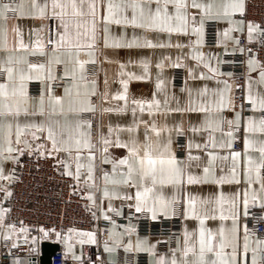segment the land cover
<instances>
[{
    "label": "crops",
    "instance_id": "1",
    "mask_svg": "<svg viewBox=\"0 0 264 264\" xmlns=\"http://www.w3.org/2000/svg\"><path fill=\"white\" fill-rule=\"evenodd\" d=\"M5 3H11L12 6H16L18 2L25 5L24 13L17 12L16 14L9 13V18L7 22L0 19V28L7 29L8 36V48L9 53L0 51V60H3L6 55L13 54L16 56H25L32 63H44L48 64V60L52 56L60 57L63 60H67L63 50H58L55 53L52 52L54 45H48V40H57V33L60 31L58 25L59 21L52 19H41L34 18L30 14V8L28 7L27 0H3ZM198 2H206V0H198ZM50 3V0H49ZM245 8V0H243ZM171 10V9H170ZM189 23H188V34H172L171 37L167 33L144 31L141 29H135L132 27H125L122 25L110 24L108 25L107 39L109 45L120 44L122 46L128 43H134L133 47H126L129 51L125 58L119 59L116 65H101V59H99V45L104 44L105 34L100 31L97 35L96 47L94 49V55L89 56L85 52H81L79 59L81 61H89L94 59L95 63L103 68V75L96 79L87 78V91H95L97 99L91 100L98 110L104 103L105 109H111V111H106L105 114L100 119V125L98 132L94 134L92 132V142L96 145L93 150L96 155L95 159V169L93 172V179H87V151L85 150L81 155L80 163L84 164L85 167L80 170V178L76 179V164L75 153L70 156L67 152L52 151L51 141L46 139L47 133L37 132L39 139H33L29 134L25 136L20 144L15 143V136L13 135L12 147L14 149H24L23 153L20 151H14L8 153L6 151L7 145L0 140V168H2V176L8 180L11 176V170L14 165H16L21 159H23L26 154L33 147L32 145H43L39 150L44 153H49L55 155L62 163L63 170L66 173L71 172L72 175L66 174L73 182L76 188L80 189L89 204V206L94 210L96 215L102 217H109L110 215L117 214L120 216L128 215L130 213H135V200L125 199V196H134L136 189L123 187H114L108 185L109 192H115L122 198H116L115 196L105 197L104 189L105 182L103 175L105 172L111 174L113 165L112 163L105 164L102 162L103 156H107L109 160L116 161L124 158L128 155L126 148L109 146L108 153H102V144L100 143V137L103 135L108 136V128L113 129H127L133 127L134 132L128 133L127 131H121L114 133L113 136L108 137L109 139L115 140L116 136H119L121 142H128L130 138L137 139L140 143L145 141V122L148 125L155 124L158 129H163L159 138H157L151 131L148 132L149 137L156 141L159 140L161 146L166 144L171 139L170 151L180 162V166L184 170V183L180 186H166L164 188V195L167 199L171 200L173 197L176 199V205H181L182 215L184 217L181 235L176 239L172 249L177 247V242H182L184 238L185 231L189 233L198 234L200 229L199 220L192 217L189 211L188 218H185V212L188 208V202L190 198H195L197 201V207H200V201L208 200L211 203L205 205L207 209L215 208L216 211L213 213L215 219L205 220V229L211 230L213 233L221 227L225 229H230L232 227V220H221L220 213L224 212L225 215H229V209L231 208V201L236 193H241L238 201L237 212V226H238V236L237 241L238 248V258L242 264H252L253 249L257 248L256 241L262 240L259 236L250 234V248L247 253L244 252V229L245 226L249 225V218L252 213L261 215L264 218V193L260 194V199L253 203L251 197H249V205L247 208V215H245V208L243 205V195L245 189L248 188L247 183L244 179V153L245 145L244 141L246 136L253 140L254 144L251 149H249L248 155L251 156L257 162L259 161L260 153L257 149L261 142H264V134H248L245 132V127L247 120L251 117L258 120L261 116H264L259 110L253 111L252 105L248 102L249 88L251 86V91L253 95L257 93L264 95V84H258L259 73L261 69L257 62L252 68L249 67L244 80L243 85V97L247 106L251 109L249 114L244 113L241 110L234 108V98L237 92L236 82L232 75L222 70L223 55L224 53L233 52L232 45L237 42L240 35L249 38V24L239 19L237 16L241 12L237 11L232 13L229 17L220 18H205L203 23V31L201 34H194L192 32L193 26L200 27L201 15L198 9L189 8ZM195 16V25H193L192 17ZM209 21H214L218 25V45L217 46H207L206 45V34L205 26ZM13 29H18L20 36H17ZM227 32V36L225 33ZM257 37L255 27L253 26V31L251 33V39ZM22 39L25 45L30 48H35V42L40 39L45 44V51L48 53L47 56L30 55L29 53L20 50L18 52L11 51L15 48L18 41ZM200 43L197 44V40ZM145 40H151L156 44L171 43L172 47H156L148 48L143 47ZM139 44L141 46H135ZM181 45V47H175V45ZM193 56H202L200 60L193 59ZM90 64L86 63L85 71L83 75L86 76L87 68ZM147 64V71H145L144 65ZM162 65L157 67V65ZM175 64H179L180 67L185 70V79L182 87L175 86L173 82V71ZM121 65L124 67L121 68ZM208 65V66H206ZM62 67L63 72L61 75L57 73V68ZM69 68L70 75L65 77V67ZM52 76L55 79L45 80L44 74L41 73V79H32L27 82V91L30 97L35 98L32 103L35 105L36 101L40 97L41 93L46 90L50 85L53 95L63 96L65 88H73L74 81L70 78L71 76V65L65 64H52ZM209 68L214 69L210 71ZM192 69V74H189V70ZM254 69V70H253ZM102 71V70H101ZM36 74L33 73V76ZM77 80L75 83H80L83 85L85 82L79 80L81 75L79 71L76 73ZM203 75V79L200 76ZM6 76H0V82H4ZM62 79V83L56 84ZM41 83V93L38 96H31L29 93V85L31 82ZM94 81V85L92 83ZM102 81L111 82L112 87L104 90V98L101 99L102 92ZM122 81L124 83H122ZM230 86V91L226 90V84ZM127 88L125 90V86ZM159 84V87L157 85ZM207 88V93L204 96L200 95V92ZM191 90V99L195 107H199L205 101H215L219 97L220 92L224 93L226 99L231 100V103L223 108L221 111H215V106L213 105V116L223 121L222 127L224 131L228 130L227 121H235L237 113L240 115V125L239 129L242 131V147L241 149H235L234 144L236 142V136L234 132V139L232 140V147L229 149L227 147H220L221 143L227 141V137L223 136L220 131L212 132L211 135L215 139L216 146L213 147L209 142V131L203 130L205 114L202 112H189V111H176V109H185L189 105V94L187 90ZM85 89L82 87L81 91ZM183 90V91H182ZM73 91L75 89L73 88ZM117 95H125L126 100H117L113 97ZM133 101H138L143 105V111H141L140 104H134ZM159 102L158 106L156 102ZM151 105V107H149ZM133 108L136 109L135 114H133ZM84 113L81 114V117ZM45 119L43 116H29L25 117L21 115L19 121L21 124L25 123H40ZM15 122H13L14 124ZM197 127L202 130L199 132H192L191 128ZM182 128L183 133L179 134L176 129ZM15 132V127H13V133ZM179 137H183L186 141V148L184 156H179L177 154V141ZM27 139L28 144L25 145L23 142ZM189 144L192 145L189 149ZM208 144L205 148L204 145ZM196 145H200L199 148ZM232 152H240V163L237 167V172L239 174L240 183H229L225 182L223 184L216 183L220 177H231L232 168ZM212 156L216 157L212 163H209ZM5 156L14 157V159H4ZM198 157L199 159L190 160L189 157ZM221 157H227V159H221ZM99 162L102 165L101 172L98 171ZM208 167L209 172L205 174L204 168ZM191 175L198 179H203L207 175V182L199 183H187V177ZM253 188H259L258 184H254ZM4 195L7 193V188H2ZM223 195L225 198L223 205L216 204L215 202L219 197ZM91 196L92 199H88ZM5 198V197H4ZM4 198L0 197V247L5 240H10L12 243H17L20 240L19 235L21 231L13 227H4L3 218L5 215V202ZM109 208L112 210L109 211ZM173 211H169L167 214H161L157 212V217H171ZM151 215V213H149ZM249 232V231H248ZM94 242H92L87 237L88 243L95 245L100 248L103 252V256L106 262L112 264H135L129 261L131 254L136 253H146L149 255V261L147 264H156L157 259L161 256L165 258L171 257V250L169 252H162L161 243L165 240L161 236H141L136 233V225L133 222H128L126 224L112 223L108 236L105 243L100 244L97 235H93ZM86 236L78 233L73 235H66L65 237H56V241L65 242L67 246L68 254L74 258L79 259V250L84 242ZM145 242L142 244L143 248H148L149 246H154L151 251L137 250V242ZM82 242V243H81ZM71 245V249H69ZM131 245V247H129ZM226 251H231L226 249ZM257 264H264V249L257 250L255 252ZM17 262V261H16ZM15 264H18L16 263ZM24 263V261L22 262Z\"/></svg>",
    "mask_w": 264,
    "mask_h": 264
},
{
    "label": "snow or ice",
    "instance_id": "2",
    "mask_svg": "<svg viewBox=\"0 0 264 264\" xmlns=\"http://www.w3.org/2000/svg\"><path fill=\"white\" fill-rule=\"evenodd\" d=\"M30 14L34 18L41 19H56L59 21V29L57 33V40H48V45H54L52 52L63 50L67 56V60L60 57L52 56L48 60V64L32 63L25 56H16L8 54L3 60H0V76H6L4 82H0V140L7 145L6 151L12 153L20 151L23 153L24 149H14L11 145L13 143V135L15 136V143L20 144L21 140L31 135L33 139H39L37 132L47 133L46 139L51 141L52 151L67 152L70 156L75 153L76 164V179L80 178V170L85 167L80 163L81 155L86 150L88 155L86 157L87 163V179H93V172L95 169L96 155L93 151L96 147L92 142V123L91 121L84 120L81 117L82 113L95 112L96 107L91 100V96L95 95V91L88 92L87 77L83 75L86 63H95V60L81 61L79 56L81 52H85L89 56L94 55L96 47L97 35L100 31L105 34L104 46L120 47L122 45L115 44L109 45L107 39L108 25L116 24L125 27H132L144 31L167 33L169 37L172 34H188L189 23V8L198 9L200 11L201 20L200 27L193 26L192 32L194 34H201L203 31V23L205 18H220L229 17L232 13L237 11L243 13L244 4L243 0H206V2H198V0H27ZM25 5L18 2L16 6L11 3H5L0 0V19L7 22L9 13L16 14L17 12L24 13ZM171 9V10H170ZM193 25H195V16L192 17ZM258 27V26H257ZM17 36H20L18 29H13ZM253 26L249 25V38ZM227 36V32L225 33ZM200 40H197V44ZM127 47H133L134 43H128ZM135 46H141L135 44ZM143 47L156 48V47H172L171 43L156 44L151 40H145ZM175 47H181L177 44ZM23 50L30 55L47 56L45 51V44L40 39L35 42V48L32 49L25 45L23 40L20 39L11 51ZM0 51L9 53L7 29L0 28ZM193 59L200 60L202 56H193ZM256 62L249 61V67L252 68ZM52 64H65L71 65L70 78L74 81L73 88H65L63 96H55L52 93L51 86L49 85L33 105L32 101L35 99L28 95L27 82L32 79H41V73L44 74L45 80L55 79L52 76ZM162 65H157L161 67ZM179 67V64L173 65ZM208 66V65H206ZM124 66L121 65V68ZM147 71V64L144 65ZM210 71L214 69L209 68ZM254 70V69H253ZM77 71L81 74L79 80L85 83H75L77 80ZM192 69L189 74H192ZM33 73L36 75L33 76ZM69 68L65 67V77H69ZM258 84H264V70L259 73ZM203 79V75L200 76ZM94 85V81H92ZM122 83H124L122 81ZM226 84V90L230 91V86ZM125 90L127 85L125 84ZM85 90L82 92L81 88ZM159 87V84L157 85ZM183 91V90H182ZM189 94V105L185 109H176V111H189V112H202L205 114L203 130L209 131V142L213 147L216 146L215 139L211 135L212 132L220 131L223 136L228 139L225 143H221L220 147H232V140L234 132L239 130L240 115L237 113L235 121H227L228 130L224 131L221 120L213 116V105L215 111H221L223 108L231 103L230 98L226 99L223 92L218 94V99L215 101H205L199 107L193 105L191 99V90H187ZM207 88L200 92L201 96L206 95ZM117 100H126L125 95H117L113 97ZM248 102L252 105L253 111L259 110L264 113V95L257 93L252 94L251 86L249 88ZM134 104H140L141 111L143 105L138 101H133ZM157 106L159 102L157 101ZM151 107V105H149ZM104 111H111V109H104ZM133 114L136 109L133 108ZM21 115L29 116H43L45 119L40 123H25L21 124L19 118ZM13 122H15L13 124ZM13 127L15 132L13 133ZM146 132L145 141L140 143L135 138H130L128 142H121L119 136L115 140L108 137L113 136L114 133L127 131L132 133L135 131L133 127L127 129H113L108 128V136H101L100 143L102 144V153H108L109 146H116L126 148L128 155L116 161H111L105 155L102 162L105 164L112 163V173H104L103 179L105 182L104 196H115L122 198L117 193L109 192L108 185L114 187L127 186L128 188L136 189L134 196H125L123 198L135 200L136 212L151 213V218H157V212L167 214L170 210L174 212V205L176 199L173 197L171 200L167 199L164 195V188L166 186H180L184 183V170L180 166V162L176 160L170 151L171 139L161 146L159 140L153 141L148 132L151 131L157 138L160 137L163 129H158L153 123L148 125L145 122ZM201 128L192 127V132H199ZM179 134L183 133L182 128H177ZM245 132L248 134H264V116L258 120L249 118L246 123ZM25 145L28 144L27 139H24ZM253 140L246 136L244 145V179L248 188L244 190L243 205L245 208V215H247V208L249 205V197L253 203L260 199V194L264 193V142L260 143L257 151L260 153L259 161L257 162L248 155L249 149L253 147ZM43 145L38 146V149ZM192 145L189 144V149ZM197 148L200 145H196ZM205 148L208 144L204 145ZM51 154V152H49ZM209 163H212L216 157L212 156ZM240 152H232L231 159L233 161L231 168V177H220L216 183L223 184L240 183L237 167L240 163ZM14 157L5 156L4 159ZM192 159H199L198 157H189ZM227 159V157H221ZM2 168H0V178L2 176ZM205 174L209 172V168H204ZM72 175L71 172L66 173ZM207 182V175L203 179H198L191 175L187 177V183ZM258 184L259 188L254 189L253 185ZM11 193H9L10 195ZM241 193H236L231 201V208L229 215H225L223 211L220 213L221 220H232V227L225 229L221 227L217 232L213 233L211 230L205 229L206 219H215L213 214L216 209H207L204 206L211 203L208 200L200 201V207H197L195 198H190L188 208L185 212V218H188L189 211L191 216L198 219L200 229L198 234L189 233L185 231L182 242H177V247L171 250V257L165 258L163 256L157 259L156 264H242L238 258V226H237V212L238 201ZM88 199H92L91 196ZM225 198L223 195L215 202L218 205H223ZM264 206V204H262ZM112 209L109 208V211ZM105 219H108L106 216ZM23 231V230H22ZM90 240L94 242V237L91 233H87ZM145 242H137V250L151 251L154 246L143 248L142 244ZM257 248L253 249L252 264H257L255 252L264 249V240L256 241ZM15 246V245H14ZM131 247V245H129ZM244 252L247 253L250 248V234L247 226L244 229ZM71 249V245H69ZM230 249L231 251H226Z\"/></svg>",
    "mask_w": 264,
    "mask_h": 264
},
{
    "label": "built area",
    "instance_id": "3",
    "mask_svg": "<svg viewBox=\"0 0 264 264\" xmlns=\"http://www.w3.org/2000/svg\"><path fill=\"white\" fill-rule=\"evenodd\" d=\"M237 17L254 26L257 37L248 39L240 35L237 42L232 45L233 52L224 53L222 70L231 74L236 82L234 108L249 114L251 109L244 100L243 85L250 60H255L264 70V0H245L244 11ZM205 34L207 46L218 45L216 22L206 23ZM128 52L126 48L121 47L101 48L100 53L103 57L101 65H116L119 59L127 56ZM62 72V67H58L57 73L61 75ZM101 75H103V68L101 69L99 65L94 63L88 66L86 72L88 79H96ZM184 79V68L175 67L173 71L175 86L182 87ZM55 83H62V79ZM111 87L110 82L102 81L101 99H105L104 90ZM29 93L31 96L40 95L41 83L31 82ZM93 99H97V96ZM104 109L103 103L95 112H87L82 116L84 120L91 121L94 134L98 132L100 119L106 112ZM235 136L234 147L241 149L242 131L237 130ZM32 146L26 156L12 167L10 178L0 179V197H5L3 226L21 231L19 242L12 243L7 239L0 247V264H15L16 261L18 264H41V245L44 241L59 243V248L52 255L51 264H112L105 261L100 248L88 243L86 234L97 235L100 244H103L114 222L118 224L135 223L136 233L141 236L164 237L160 251L169 252L171 250L182 231L184 217L181 205L175 206L171 217L161 216L155 220L148 212H135L124 216L113 214L105 219L95 214L84 193L76 188L65 174L61 161L53 154L37 150V145ZM185 148V139L179 137L177 154L184 156ZM102 169L99 162L98 171L101 172ZM4 187L7 188L5 195L2 191ZM248 231L264 240V218L252 213L249 218ZM78 233L86 238L79 250L80 258L74 259L68 254L65 242L56 241L55 238L60 235ZM129 261L135 264H147L149 255L133 253Z\"/></svg>",
    "mask_w": 264,
    "mask_h": 264
},
{
    "label": "water",
    "instance_id": "4",
    "mask_svg": "<svg viewBox=\"0 0 264 264\" xmlns=\"http://www.w3.org/2000/svg\"><path fill=\"white\" fill-rule=\"evenodd\" d=\"M41 247H42L41 264H51L52 255L59 248V243L44 241Z\"/></svg>",
    "mask_w": 264,
    "mask_h": 264
},
{
    "label": "rangeland",
    "instance_id": "5",
    "mask_svg": "<svg viewBox=\"0 0 264 264\" xmlns=\"http://www.w3.org/2000/svg\"><path fill=\"white\" fill-rule=\"evenodd\" d=\"M104 47H105L104 44H103V45H99V46H98L99 51H100L101 48H104ZM109 47H115V46H109ZM120 47H121V48H126L125 46H120ZM102 58H103V57H102V54L99 52V59H101V62H102ZM109 59H110V58H109ZM110 60H111V59H110ZM110 83H111V82H110ZM63 236L65 237L66 235H60V237H63Z\"/></svg>",
    "mask_w": 264,
    "mask_h": 264
}]
</instances>
